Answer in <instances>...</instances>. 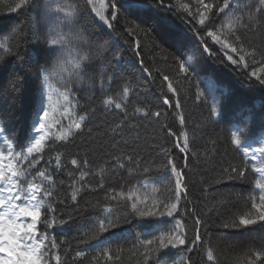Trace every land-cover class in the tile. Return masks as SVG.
<instances>
[{
  "label": "snow or ice",
  "instance_id": "1",
  "mask_svg": "<svg viewBox=\"0 0 264 264\" xmlns=\"http://www.w3.org/2000/svg\"><path fill=\"white\" fill-rule=\"evenodd\" d=\"M86 2L93 4V0ZM130 3L131 0H124L125 6ZM154 6L163 9L164 0H156ZM115 8L112 0L107 3L100 0V8H90L89 14L93 20L98 17L108 28H112L109 16L115 21L118 14L110 11L106 15L104 10ZM167 10L188 25L191 39L200 46L202 53L219 55L222 62L247 70L249 79H254L264 89V0H169ZM79 17L80 11L71 0H45L44 20L49 26L44 42L52 62L41 70L38 107L30 134L26 142L20 145L16 137L0 125V264H64L68 250H63V259L61 251L67 242L58 241L51 231L62 228L72 219L71 213L67 219L57 213L58 205L64 201L56 198L57 182L52 167H63L64 154L55 152L48 155L46 160L45 155L55 145L67 144L85 132L88 138L85 147L95 144L108 157L94 172H91L90 162L86 158L87 152L84 158H78L77 154L68 161L73 166V171L68 173L70 200L76 205L72 211H79L78 197L85 191L103 192L104 202L101 203L100 199L95 201L94 207H99L101 214L92 220L94 228L91 236L78 241L85 245L95 241L92 246L98 252L90 264H123L125 251L138 258L137 264H169L168 257L175 255L172 250L188 254L201 249H204V264H218L211 246L205 248L206 231L202 233L204 221L198 216L193 217V235L190 238L186 221L182 218L188 216L190 210L185 207L181 212L182 201H186L188 196L184 169L189 166V157L197 163L201 161V154L190 147L179 99L180 81L191 84V58L178 60L173 78L156 69L166 84L167 93L171 94L164 95L162 104L173 111L181 110L176 115L180 125L178 131H173L167 125L163 127L167 128V135L173 138L175 148L185 160L183 168H178L168 150L160 148L166 162L156 165L153 160H146L139 150L141 135L137 129L140 125L133 124L132 120L139 115L144 119L149 116L159 118L162 113L140 106L129 112L130 84L123 85L115 95L106 94L101 100L106 113L118 110L122 119L107 124L103 132L101 125L89 127V112L83 109L76 92L80 90L79 86L88 83L89 92L94 94L97 79L90 74L92 48L85 34L87 30L78 27ZM185 39L186 34L177 38L181 45ZM0 50L13 54L7 39L0 42ZM15 55L19 58L18 53ZM144 71L149 70L145 68ZM99 76V90L106 93L104 83L110 85L111 78L105 81L106 73L102 71ZM207 86L209 93L214 94V83L208 81ZM194 98L197 102L208 103L205 92L198 85ZM217 114V104H209V115L214 117ZM261 131H264V125ZM212 143L215 144V141ZM153 146H156L154 136ZM229 146L239 157L240 163L221 166L216 178L210 184L205 182L206 186L248 185L249 174L254 176V181L247 189L246 197L237 193L226 198L224 203L231 204L235 200L242 202L243 207L237 213L229 212L217 227L228 232L261 233L252 238V243L259 244V248L249 247L235 257L233 264H264V134L257 135L251 130L246 134L244 128H237L230 133ZM215 152L213 148L209 156ZM154 170L170 172L174 179L170 184L156 186V181L148 176ZM76 171L79 172L78 176L75 175ZM120 172H125L128 179L121 177ZM90 173L97 179L95 185L86 181ZM113 178L120 181L118 188L109 186ZM133 218L149 222L135 225L142 231L127 250L123 247L113 250L107 246V239L100 238L101 234L110 233L125 239V233L113 230L121 228L122 224L129 223ZM225 245L232 249L227 239ZM162 250L168 251L158 257L156 254ZM85 256L84 250H77L72 259L76 261ZM173 264H191V257L182 256L179 262L173 261Z\"/></svg>",
  "mask_w": 264,
  "mask_h": 264
},
{
  "label": "trees",
  "instance_id": "2",
  "mask_svg": "<svg viewBox=\"0 0 264 264\" xmlns=\"http://www.w3.org/2000/svg\"><path fill=\"white\" fill-rule=\"evenodd\" d=\"M71 2L80 11L78 27L87 30L85 34L90 40L93 56L90 74L97 79L94 94L89 92L88 83L79 86L80 90L76 92L83 109L89 112V127L101 125L103 132L107 124L122 119V114L118 110L106 113L101 100L106 94L115 95L123 85L130 84L129 112L134 107L140 106L151 112L162 113L159 118L149 116L144 119L139 115L132 120L133 124L140 125L137 129L141 135L139 150L145 155L146 160L151 159L156 165L166 162L160 148L168 150L178 168H183L185 163L183 154L175 148L173 138L167 135V128L163 127L167 125L173 131H178L180 125L176 115L177 111L181 110L173 111L162 104L164 95L171 94L167 93L166 84L156 69L173 78L177 71L178 60L191 58L193 65L190 69L191 84L180 81L179 99L186 119L185 128L189 133L190 147L201 154V161L197 163L189 157V166L184 169L188 196L186 201H182L181 212L185 207L190 211L188 216L182 218L186 221L190 238L193 235V217L198 216L204 221L202 233L206 231L205 248L211 246L218 264H233L235 257L249 247L258 249L259 244L252 243V238L260 236L261 233L228 232L217 227L229 212L237 213L243 207L242 202L237 203L235 200L231 204L224 203L226 198L237 193H242L246 197L254 176L249 174V184L243 186L228 184L208 187L205 182L210 184L216 178L217 170L221 166L240 163L239 157L229 146L231 132L237 128H244L246 134L249 130L255 131L257 135L264 134V131H261L264 125V89H261L254 79H249L247 70L222 62L219 55L202 53L200 46L191 39L192 33L188 32V25L183 19L167 10L169 0H164L163 9L154 6L156 0H131L128 6H125L124 0H112L116 8L104 10L106 15L110 11L118 14L115 21L109 16L112 28H108L98 17L93 20L92 15L89 14L90 8H100V0H93L92 5L86 0H71ZM107 2L108 0H105V3ZM181 2H189V0H181ZM44 3L45 0H0V42L7 39L13 53H3L0 50V125H3L10 135H14L20 145L26 142L30 134L31 123L38 107L41 70L52 62L44 42L45 32L49 26L44 20ZM17 5L20 7L17 8ZM180 16L182 17L183 14L181 13ZM185 34L187 39L181 45L177 38L184 37ZM15 53H18L19 58ZM145 68L149 71L145 72ZM101 71L106 73L105 81L111 78L110 85L104 83L106 93H101L99 90ZM208 81H212L216 87L214 94L209 93ZM173 83L175 86V80ZM197 85L205 92L207 104L195 100ZM213 102L218 106V114L214 117L209 115V104ZM153 136L156 146H153ZM87 139L85 132L74 137L67 144L55 145L52 151L45 155L46 160L48 155L55 152L64 154L63 167L60 169L52 167L57 182L56 198L64 201L63 204L58 205L57 213L62 214L63 219H67L68 214L71 213L72 219L62 228L51 230L58 241L67 242L61 251L63 259V250H68L64 264H90L92 257L98 252V249L92 246L95 241L88 245L80 244L78 241L91 236L94 228L92 220L101 214V209L94 207L95 201L100 199L101 203L104 202L103 192L82 193L78 197V212L72 211L76 205L70 200L68 173L73 171V166L68 161L77 154H79L78 158H84L87 152L86 158L90 162L91 172H94L108 158L106 153L98 150L95 144L86 148ZM213 141L215 144L212 143ZM213 148L216 152L209 156ZM75 175L78 176L79 172L76 171ZM120 176L128 179L125 172H120ZM148 176L156 181V186L161 183L170 184L174 179L170 172L163 170H154ZM60 181L64 183L61 184ZM86 181L93 185L97 183V179L91 173L86 177ZM119 183L120 181L113 178L109 186L118 188ZM148 222H140L133 218L129 223L122 224L121 228L113 230L117 233H125V239L110 233H103L100 238L107 239L109 241L107 246L113 250L121 247L127 250L142 231L135 225ZM225 239L232 245L231 250L225 245ZM77 250H84L86 256L73 261L72 257ZM166 251L168 250H162L156 255L162 257ZM172 252L175 255L168 257L169 264H173V261L179 262L185 255L191 257V264H204V249L188 254L179 250ZM137 259L128 251L123 253V264H137Z\"/></svg>",
  "mask_w": 264,
  "mask_h": 264
}]
</instances>
